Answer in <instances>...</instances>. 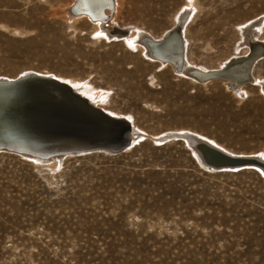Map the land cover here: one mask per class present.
Returning <instances> with one entry per match:
<instances>
[{"label": "rangeland", "instance_id": "obj_1", "mask_svg": "<svg viewBox=\"0 0 264 264\" xmlns=\"http://www.w3.org/2000/svg\"><path fill=\"white\" fill-rule=\"evenodd\" d=\"M72 1L0 0V78L80 81L145 137L49 162L0 150V264H264V174L212 170L192 140L264 160V61L241 90L197 83L73 21ZM124 2L123 36L159 40L186 18L187 61L204 69L246 55V26L264 39V0Z\"/></svg>", "mask_w": 264, "mask_h": 264}, {"label": "water", "instance_id": "obj_2", "mask_svg": "<svg viewBox=\"0 0 264 264\" xmlns=\"http://www.w3.org/2000/svg\"><path fill=\"white\" fill-rule=\"evenodd\" d=\"M108 1L106 8L113 10V0ZM78 2L77 0L72 6V12L77 15L86 14L77 11ZM101 19L107 20L108 16L102 15ZM170 35L171 32L163 42L170 39ZM177 44L179 46L176 58L182 65L185 49L180 32ZM152 56L156 57L154 54ZM261 58H264V43L256 42L246 55L230 59L216 74H208L202 78L203 80L196 77L195 79L199 82L222 79L235 89L240 85L252 83L254 63ZM32 80L48 83L58 89L57 93L51 96L24 94L19 97L0 98V141L4 142L0 143V150L45 162L50 157L58 155L68 156L95 151L117 153L129 145L134 132L129 119L111 116L87 97L73 91L69 84L54 76L29 73L16 79L0 78V86L18 85ZM172 138L183 139L175 135L167 139ZM16 141H35L40 145L55 143V147L53 151L43 154L17 149L5 143ZM67 142H79L82 146L77 149L62 148ZM197 151L203 164L212 170L251 166L264 171V161L261 159L221 153L220 149L208 146H200Z\"/></svg>", "mask_w": 264, "mask_h": 264}, {"label": "bare ground", "instance_id": "obj_3", "mask_svg": "<svg viewBox=\"0 0 264 264\" xmlns=\"http://www.w3.org/2000/svg\"><path fill=\"white\" fill-rule=\"evenodd\" d=\"M77 0H73L72 3L69 6V10L67 11V16L70 17L73 21H83L91 24L95 30L97 36H103L105 39H111V38H121L123 39L126 44L130 47V49L133 50H139L143 54H145L148 59H150L154 63H158L159 67H168L170 68L173 72L177 74H181L183 76H188L191 78V80H194L197 83L205 84L209 82H221L224 83L226 86H228L231 90H241L243 85L238 86L235 89H232L230 84L222 79H211L203 82H199V80H203L202 78L205 77L206 75H214L216 72L222 69V67L225 65L221 64L217 67H214L212 69H204L201 67L194 66L190 64L187 61V50H186V44H187V38L185 39V31L183 30V25L186 22V18L184 19H179L176 24L179 22L181 23L178 27L179 29H175L174 27L170 28L159 40L157 39H150L147 36H141L139 33H131V32H126L125 36H123V33L120 31V29L117 26V16L120 14L121 9L124 5L125 0H114V9L109 10L106 8V6L109 4L108 0H78V6H77V11H81L86 14H74L72 12V6L76 3ZM128 14H132V11L130 8H128ZM187 14V13H186ZM107 15L108 19L103 20L101 19V16ZM188 20V19H187ZM174 29V30H173ZM259 30V29H258ZM171 32L170 39L167 41H164V38L169 35ZM179 32L181 33V38L183 39L184 42V49L185 53L183 56V64L180 65L179 59L176 58V54L178 52V44H177V39H178V34ZM242 37H241V42H243L246 45V50L248 51L249 48L256 42H262L264 43V39H258L256 38L257 33V28L254 26H246L242 28ZM123 37V38H122ZM159 44V46H158ZM162 44V45H161ZM155 55L156 57L152 56ZM262 59V60H261ZM259 59L260 61H264V58ZM259 60H257L259 62ZM169 61V62H167ZM256 61V62H257ZM256 62L254 63V68L256 66ZM227 63V62H226ZM181 71V72H179ZM253 71V70H252ZM44 75H51L48 72L42 73ZM60 78L58 75H55ZM18 76L11 78V79H16ZM195 77L197 79H195ZM57 79V78H56ZM60 81H63L67 84H69L73 91L77 92L78 94L82 95L83 97H87L91 102L96 103H101L104 101L107 96L99 92L97 89H92L91 91H84L82 88H79L80 86H83V83L80 81H68L66 82L65 79H59ZM246 80V79H245ZM252 82H255V79L253 78ZM223 84V85H224ZM246 85V84H244ZM262 87V86H261ZM245 88V87H243ZM264 88V86H263ZM56 88L51 87L48 85V83H43L40 81L32 80L28 82H24L22 84L18 85H11V86H0V98H6V97H19L24 94H32V95H49L51 96L52 94L57 93ZM60 92V91H59ZM99 107V106H98ZM105 110H108L105 106H102ZM109 113L113 117H123L129 119L130 117L124 114L116 113L113 111H110ZM114 114V115H113ZM116 115V116H115ZM126 116V117H124ZM130 120V119H129ZM178 135V134H176ZM145 137L143 134H135V131L133 132L131 138H130V143L133 144L136 140H139L141 138ZM156 140V139H155ZM164 140V137L161 139ZM160 140V141H161ZM193 141L195 143V150L197 151L200 146H208L211 147L209 144L203 142V141H197L196 139ZM159 141V142H160ZM0 143H4L0 141ZM7 144H10L12 147L21 149V150H28L31 152H37V153H43L47 154L48 152L53 151L55 147V143H45L40 145L39 143L35 141H27V142H22V141H16V142H5ZM82 144L79 142H67L63 145L62 148L65 149H77L81 147ZM128 146V145H127ZM214 148V147H213ZM126 149V148H125ZM198 152V151H197ZM92 153V152H91ZM221 153H223L221 151ZM65 155H58L54 157H50L49 159L45 160V162H49L51 159L56 160L60 157H63ZM241 157H249V156H241ZM252 158H257L263 160L261 157L258 156H251ZM200 158V157H199ZM34 160V159H32ZM54 160V161H55ZM60 160V159H59ZM36 161V160H35ZM264 161V160H263ZM232 168H237V167H232ZM263 174L264 171L259 169Z\"/></svg>", "mask_w": 264, "mask_h": 264}]
</instances>
